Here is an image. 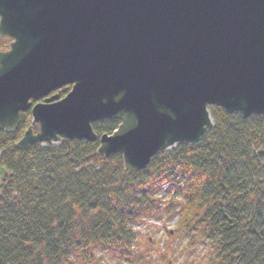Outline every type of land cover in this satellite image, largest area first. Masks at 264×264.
<instances>
[{
  "label": "water",
  "instance_id": "1",
  "mask_svg": "<svg viewBox=\"0 0 264 264\" xmlns=\"http://www.w3.org/2000/svg\"><path fill=\"white\" fill-rule=\"evenodd\" d=\"M4 38L0 131L31 115L19 150L98 140L97 154L138 172L201 142L211 107L264 117V0H0ZM103 120L119 125L98 136Z\"/></svg>",
  "mask_w": 264,
  "mask_h": 264
},
{
  "label": "trees",
  "instance_id": "2",
  "mask_svg": "<svg viewBox=\"0 0 264 264\" xmlns=\"http://www.w3.org/2000/svg\"><path fill=\"white\" fill-rule=\"evenodd\" d=\"M7 43L1 40L0 50ZM209 113L213 129L201 142L160 153L138 172H125L120 154H97V141L16 149L30 123L23 113L14 134L0 132V168L7 170L0 180V264H66L74 254L94 262L97 251L128 262L132 225L156 212L164 187L185 198L179 226L185 231L193 222L217 264H264V117L244 120L215 107ZM118 124L92 127L111 134Z\"/></svg>",
  "mask_w": 264,
  "mask_h": 264
},
{
  "label": "rangeland",
  "instance_id": "3",
  "mask_svg": "<svg viewBox=\"0 0 264 264\" xmlns=\"http://www.w3.org/2000/svg\"><path fill=\"white\" fill-rule=\"evenodd\" d=\"M175 195L170 197L164 187L157 196V213L151 212L141 222L132 225L134 258L128 262H122L108 252L97 251L93 256L94 262H80L74 254L66 264H217L216 252L209 242H202L190 229L193 222L185 231L179 226L185 198ZM163 208H168V212ZM188 213H185L187 219Z\"/></svg>",
  "mask_w": 264,
  "mask_h": 264
}]
</instances>
